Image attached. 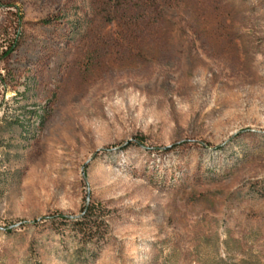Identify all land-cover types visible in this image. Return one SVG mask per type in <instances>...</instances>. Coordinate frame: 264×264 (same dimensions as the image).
Instances as JSON below:
<instances>
[{"label": "rangeland", "instance_id": "rangeland-1", "mask_svg": "<svg viewBox=\"0 0 264 264\" xmlns=\"http://www.w3.org/2000/svg\"><path fill=\"white\" fill-rule=\"evenodd\" d=\"M0 264H264V0H0Z\"/></svg>", "mask_w": 264, "mask_h": 264}, {"label": "trees", "instance_id": "trees-1", "mask_svg": "<svg viewBox=\"0 0 264 264\" xmlns=\"http://www.w3.org/2000/svg\"><path fill=\"white\" fill-rule=\"evenodd\" d=\"M74 225L80 227L82 238L88 237L89 239H92L94 238L95 233H97L98 231V228L95 226V224L91 223L89 220H87V224L82 222H77L76 220V222H74Z\"/></svg>", "mask_w": 264, "mask_h": 264}]
</instances>
